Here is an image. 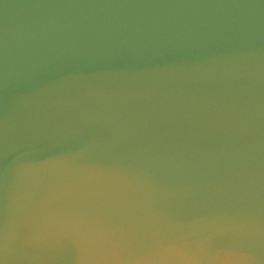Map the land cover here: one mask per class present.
I'll use <instances>...</instances> for the list:
<instances>
[{"label": "clouds", "instance_id": "9594fccd", "mask_svg": "<svg viewBox=\"0 0 264 264\" xmlns=\"http://www.w3.org/2000/svg\"><path fill=\"white\" fill-rule=\"evenodd\" d=\"M117 7L172 10L244 46L224 75L187 91L83 89L73 72L35 86L6 73L0 264H264L260 145L241 143L264 84V0ZM210 113L234 131L204 159L150 134Z\"/></svg>", "mask_w": 264, "mask_h": 264}, {"label": "water", "instance_id": "95a60500", "mask_svg": "<svg viewBox=\"0 0 264 264\" xmlns=\"http://www.w3.org/2000/svg\"><path fill=\"white\" fill-rule=\"evenodd\" d=\"M231 0H0V110L5 90L2 78L15 72L39 86L65 72L87 79L83 89L187 91L204 76L220 77L229 70L233 50L225 34L203 22L180 20L172 10L118 8L167 4H219ZM255 44L264 49V22ZM251 134L241 143L260 148L264 167V84L250 101ZM248 110L245 116L250 114ZM232 127L216 121L214 113L161 125L151 135L161 150L181 157L222 151L232 139ZM182 150V151H181Z\"/></svg>", "mask_w": 264, "mask_h": 264}]
</instances>
